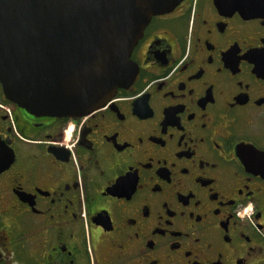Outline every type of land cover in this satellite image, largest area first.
<instances>
[{"label": "flooded vegetation", "instance_id": "1", "mask_svg": "<svg viewBox=\"0 0 264 264\" xmlns=\"http://www.w3.org/2000/svg\"><path fill=\"white\" fill-rule=\"evenodd\" d=\"M154 3L102 110L0 84V264H264V0Z\"/></svg>", "mask_w": 264, "mask_h": 264}, {"label": "water", "instance_id": "2", "mask_svg": "<svg viewBox=\"0 0 264 264\" xmlns=\"http://www.w3.org/2000/svg\"><path fill=\"white\" fill-rule=\"evenodd\" d=\"M154 0H0V84L35 116L83 117L135 81Z\"/></svg>", "mask_w": 264, "mask_h": 264}]
</instances>
